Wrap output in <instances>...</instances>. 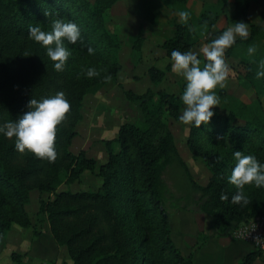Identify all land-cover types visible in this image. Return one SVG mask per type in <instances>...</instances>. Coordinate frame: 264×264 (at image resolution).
Masks as SVG:
<instances>
[{
  "label": "trees",
  "instance_id": "trees-1",
  "mask_svg": "<svg viewBox=\"0 0 264 264\" xmlns=\"http://www.w3.org/2000/svg\"><path fill=\"white\" fill-rule=\"evenodd\" d=\"M117 1L0 0V125L27 112L31 98L40 100L63 91L71 105L67 119L57 126L58 158L54 163L27 151L19 153L15 138L0 134V248L12 224L32 226L26 205L30 192L37 190L38 213L45 214L52 238L66 247L73 264H193L192 253L183 255L172 241L169 209L198 210L211 218L220 233L264 215V187L246 186L249 204H233L231 198L237 189L228 182L235 165L234 152L255 155L264 163V105L236 100L229 108L214 111L208 124L189 126L186 146L209 172L205 184L194 179L175 144L168 121H179L182 100L165 90H158L154 101L149 87L140 94L123 89L128 101L138 103L142 119L122 123L115 138L104 140L105 162L99 164L83 149L71 151L85 95L105 85L106 75L115 79L122 67L118 62V37L106 27L109 10ZM188 1L139 0L138 7L145 20L156 23L162 6L189 12ZM251 1L233 0L230 21L248 24L250 32L247 39L238 37L225 57H239L245 67L244 79L264 103V78H255L258 62L264 59V48L255 41L264 35V28L249 18ZM190 14L187 24L173 22L172 35L161 44L168 58L165 70L171 68L173 50L193 51L190 27L214 25L207 16ZM57 18L78 25L83 41L75 45L65 42L71 55L63 72H56L46 49L28 38L30 25L39 24L43 31H51ZM223 30L211 32L207 43ZM144 40L140 31L132 40L137 61ZM250 45L257 47L253 57L245 49ZM89 47L94 49L93 55L88 54ZM90 67L105 71L88 78L85 73ZM165 70L149 66V81L158 84ZM114 142L117 149L112 147ZM171 165L181 169L187 186L178 202L172 201V185L164 178ZM85 171L101 179L97 189L58 190L62 184L78 181ZM44 193L49 194L47 198L42 197ZM222 193L227 194V201L220 200ZM32 230L37 233L36 228ZM261 254L257 249L248 252L238 264H252ZM21 256L10 253L16 264H22Z\"/></svg>",
  "mask_w": 264,
  "mask_h": 264
},
{
  "label": "rangeland",
  "instance_id": "rangeland-1",
  "mask_svg": "<svg viewBox=\"0 0 264 264\" xmlns=\"http://www.w3.org/2000/svg\"><path fill=\"white\" fill-rule=\"evenodd\" d=\"M139 0H118L109 10L106 27L111 33L118 37L120 48L118 50V62L121 64V70L115 79L106 83L94 92L85 95L82 106V118L76 126V135L72 140L70 149L74 153L79 150H85L89 157H93L100 164L107 160V151L104 140L113 139L117 136L119 126L125 122H140L142 113L137 102H130L125 98L123 89H132L136 93H143L148 87L154 92V101L158 90H165L177 95L179 98L183 93L182 86L185 84L181 76L170 70H165L168 58L161 48L162 42L169 38L174 30L173 22L179 21L178 12L185 11L177 8L162 6L156 23H149L142 16L138 7ZM187 7L189 13L194 16H207L214 22L210 28L194 24L196 31L193 32L194 46L193 51L199 52L200 48L207 43L208 35L220 28H227L233 23L230 21L233 10V0H189ZM193 16V17H194ZM249 18L253 24H259L264 28V0H252L250 2ZM144 36L140 60H135L132 52V40L138 33ZM250 28L248 26V33ZM238 38V37H237ZM255 44L264 48V35L255 41ZM247 51V48H245ZM239 51H242L240 49ZM202 58V57H201ZM232 72L228 79V86L224 89L217 88V95L220 97V103L212 111H222L232 105L236 100L245 103H258L264 105L263 101L257 97V93L249 83L244 79L245 67L240 62L238 56L231 55L226 58ZM155 65L165 70L162 81L158 84H152L147 77L149 66ZM255 106V104H253ZM184 105L181 104V114ZM169 128L174 134V141L178 151L186 162L194 179L205 184L209 177V172L203 163L193 158L186 146V138L189 125H183L180 121L169 118ZM112 147L117 149V144L112 143ZM164 174L165 181L172 185L170 194L173 202H178V196L186 192V183L181 169L176 165L167 168ZM101 179L94 174L85 171L82 177L69 185L62 184L58 190L68 188L71 191L95 190L99 187ZM168 189V188H167ZM49 194H42L47 198ZM39 192L32 190L30 200L26 205V210L31 220V228L24 229L30 232L33 227L44 229L46 226L45 214L38 213ZM184 201V200H183ZM180 213H186L180 212ZM203 214V213H202ZM174 210H168L169 219H172L173 232L186 226L194 228L192 225H179L174 221ZM193 216H191V219ZM209 218V216H208ZM194 219V218H193ZM211 219V218H210ZM194 223V221L192 220ZM15 228L20 226L14 224ZM230 235L229 231L227 232ZM204 234V233H203ZM207 234V232L205 233ZM42 235H48L43 231ZM200 236L197 240H202ZM229 242V243H228ZM23 242L3 243L0 248V264H15L9 255V247L19 245ZM238 239L228 241L226 237H214L207 244L201 246L203 264H238L242 257L247 254L248 244ZM247 245V246H246ZM16 250V249H13ZM29 263V262H28Z\"/></svg>",
  "mask_w": 264,
  "mask_h": 264
},
{
  "label": "clouds",
  "instance_id": "clouds-1",
  "mask_svg": "<svg viewBox=\"0 0 264 264\" xmlns=\"http://www.w3.org/2000/svg\"><path fill=\"white\" fill-rule=\"evenodd\" d=\"M190 15L187 11L178 12L181 24H187ZM189 30L195 32L196 28L190 27ZM248 35V24L236 22L211 42L204 44L199 52L172 51L171 70L185 81L180 97L184 105L183 112L179 116L181 124L199 128L201 124L206 125L210 122L214 116L212 109L220 103L216 90L228 86L232 72L225 57L226 50L236 42L237 37L247 39ZM28 38L46 49V55L53 62L56 72L64 71L71 55L65 42L70 45L83 43L78 25L60 18L52 22L51 31H43L39 24L30 25ZM87 51L89 55L94 54V49L91 47ZM256 52L255 45L247 48L249 57H253ZM252 62L257 63L255 60ZM102 71L105 70L90 67L85 74L88 78H93L100 76ZM255 78H264V59L258 62ZM111 79V75H106L104 82H110ZM27 107L29 110L17 120L0 125V134L8 139L15 138V148L19 153L24 154L27 151L38 159L54 163L58 158L55 147L57 126L67 119L71 109L70 102L65 93L59 91L48 98L40 100L31 98ZM233 157L235 165L228 182L234 185L237 191L232 196L231 203L247 205L250 201L245 195V187H264V163H260L255 155H245L241 151L234 152ZM220 200L227 201V194L222 193Z\"/></svg>",
  "mask_w": 264,
  "mask_h": 264
},
{
  "label": "crops",
  "instance_id": "crops-1",
  "mask_svg": "<svg viewBox=\"0 0 264 264\" xmlns=\"http://www.w3.org/2000/svg\"><path fill=\"white\" fill-rule=\"evenodd\" d=\"M184 211H186V213H180ZM173 216L174 221L178 225L180 223L183 225V227L185 225H192L194 227L192 228L188 226L189 228H187L185 226L182 231L178 229L176 230V232H173L172 219L170 218L172 241L180 249L183 255H189L190 253H192L193 264H203V260L199 251L201 246L207 244L211 238L226 237L228 241L235 239L231 236V234L228 235L227 232L229 230L220 233L213 226L212 221L198 210L176 209L174 210ZM191 216H193L194 219H191ZM192 220L194 221V223L192 222ZM24 229H29V227L20 226L19 228H15L14 224H12L10 230H8V232L6 233L2 245L3 243L7 242H12V244L14 245L17 242H23L22 246H20L18 243V247H9V255L12 251L20 253L22 255V264H73L71 258L68 255L66 247L57 244L52 238L48 222H46V226L44 229H37V233L35 234H33L32 229H30V232H25ZM43 231L48 234L46 237L45 235H42ZM206 232L207 234H205ZM200 236L204 237L202 238V240H197ZM245 244H248V252L256 250V248L251 243L246 242ZM252 264H264V252H262L261 256L257 258Z\"/></svg>",
  "mask_w": 264,
  "mask_h": 264
},
{
  "label": "built area",
  "instance_id": "built-area-1",
  "mask_svg": "<svg viewBox=\"0 0 264 264\" xmlns=\"http://www.w3.org/2000/svg\"><path fill=\"white\" fill-rule=\"evenodd\" d=\"M235 239L251 243L257 250L264 252V215H258L238 224L229 230Z\"/></svg>",
  "mask_w": 264,
  "mask_h": 264
}]
</instances>
